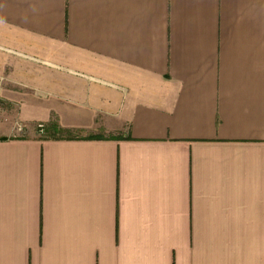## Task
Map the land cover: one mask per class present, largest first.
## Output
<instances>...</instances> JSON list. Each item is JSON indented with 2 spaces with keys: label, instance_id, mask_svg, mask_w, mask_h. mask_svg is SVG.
Returning <instances> with one entry per match:
<instances>
[{
  "label": "crops",
  "instance_id": "crops-1",
  "mask_svg": "<svg viewBox=\"0 0 264 264\" xmlns=\"http://www.w3.org/2000/svg\"><path fill=\"white\" fill-rule=\"evenodd\" d=\"M0 50V264H264V0H0Z\"/></svg>",
  "mask_w": 264,
  "mask_h": 264
},
{
  "label": "rangeland",
  "instance_id": "rangeland-1",
  "mask_svg": "<svg viewBox=\"0 0 264 264\" xmlns=\"http://www.w3.org/2000/svg\"><path fill=\"white\" fill-rule=\"evenodd\" d=\"M0 53L1 54H5L6 56H8V57H10V58H17V56L16 55H14V54H12V53H9V52H6V51H3V50H0ZM21 61H25V62H28V60H24V59H22ZM53 62H54V60H52ZM58 65H61V66H64V67H69V63H64V62H60V61H57L56 62ZM3 76H5L6 77V74H2V76L0 75V83L1 82H4V79H2L3 78ZM0 107H3V106H0ZM12 108H10V110H11ZM14 109H17V107L15 106L14 107ZM50 126H54L53 124L52 125H50ZM48 127L46 126L45 128H44V131L45 132H42L40 135L42 136V137H46L47 139H61V138H68V137H70L68 134H65V132L64 131H62V130H60L59 128H58V130L57 131H55V130H53V128H51V129H47ZM50 128V127H49ZM38 130H41V129H38Z\"/></svg>",
  "mask_w": 264,
  "mask_h": 264
},
{
  "label": "built area",
  "instance_id": "built-area-1",
  "mask_svg": "<svg viewBox=\"0 0 264 264\" xmlns=\"http://www.w3.org/2000/svg\"><path fill=\"white\" fill-rule=\"evenodd\" d=\"M41 128H43V127H41ZM23 130H24L23 127H22L21 125H19V126H18V131H19V133L22 134V133H23Z\"/></svg>",
  "mask_w": 264,
  "mask_h": 264
},
{
  "label": "trees",
  "instance_id": "trees-1",
  "mask_svg": "<svg viewBox=\"0 0 264 264\" xmlns=\"http://www.w3.org/2000/svg\"><path fill=\"white\" fill-rule=\"evenodd\" d=\"M54 125V124H53ZM53 130L57 131L58 127L56 125L52 126Z\"/></svg>",
  "mask_w": 264,
  "mask_h": 264
}]
</instances>
